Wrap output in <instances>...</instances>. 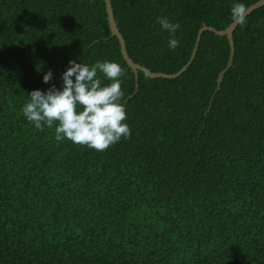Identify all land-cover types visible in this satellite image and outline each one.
<instances>
[{"label": "trees", "instance_id": "obj_1", "mask_svg": "<svg viewBox=\"0 0 264 264\" xmlns=\"http://www.w3.org/2000/svg\"><path fill=\"white\" fill-rule=\"evenodd\" d=\"M257 1L111 0L130 57L165 73L203 25L225 29L234 3ZM234 42L208 114L231 48L210 30L186 71H139L125 102L135 73L105 0H0V264H264V5ZM70 60L121 65L130 138L96 151L27 120L29 94L62 89Z\"/></svg>", "mask_w": 264, "mask_h": 264}, {"label": "clouds", "instance_id": "obj_2", "mask_svg": "<svg viewBox=\"0 0 264 264\" xmlns=\"http://www.w3.org/2000/svg\"><path fill=\"white\" fill-rule=\"evenodd\" d=\"M249 9L236 2L231 8L232 21L238 25L246 24ZM164 30L173 34L179 29V23H172L167 17H157ZM169 47L173 50L179 41L170 38ZM70 66L62 74L63 87L52 85L46 92L33 90L22 108L24 116L35 128L43 130L46 125L55 124V138L68 139L77 145H86L96 151H104L123 137L130 138L126 108L121 102L123 91L120 77L125 75L121 65L114 61H96L89 66L85 63L69 61ZM98 70L111 81L104 86L97 78ZM53 73L49 70L43 81H51ZM75 77V79H73Z\"/></svg>", "mask_w": 264, "mask_h": 264}, {"label": "water", "instance_id": "obj_3", "mask_svg": "<svg viewBox=\"0 0 264 264\" xmlns=\"http://www.w3.org/2000/svg\"><path fill=\"white\" fill-rule=\"evenodd\" d=\"M106 3V8H107V16H108V21H109V25H110V29H111V36H117L119 42H120V46H121V52L122 55L124 57V59L126 60V62L128 63V65L132 68V70L135 73V79H136V89L135 92L130 95L125 102H127L130 98L133 97L134 94H136L138 92L139 89V82H138V78H139V71H144L148 74L149 77L151 78H156V77H163V78H175L180 76L184 71H186L188 69V67L192 64V62L194 61L196 54H197V50L200 44V40L202 37L203 32H205L206 30H210L215 32L218 35H226L228 37L229 43H230V54H229V59L227 62V66L219 73L218 79H217V88L215 89L212 98L209 102V106L208 109L206 111V114H208L211 111L212 108V104L214 101V97L216 95V93L218 92V90L221 88V84L224 80L225 74L226 72L233 66V62H234V57H235V42H234V31L237 28L238 24L235 22H231L225 29H216L213 26H209V25H203L199 31H198V35L196 38V42H195V46L193 48L192 54L190 59L187 61V63L182 66L177 72L175 73H165V72H155L152 71L151 69L142 66L139 63H136L129 55V52L127 50V44H126V40L123 36V34L121 33V31L119 30L116 18H115V14H114V10H113V5L111 0H105ZM264 5V0H258L257 2L253 3L252 5H250L248 7L249 11L247 13V16L249 14H251L254 10L260 8L261 6Z\"/></svg>", "mask_w": 264, "mask_h": 264}]
</instances>
